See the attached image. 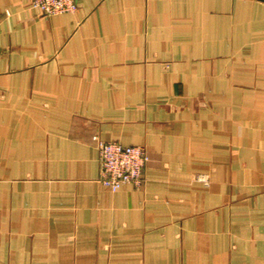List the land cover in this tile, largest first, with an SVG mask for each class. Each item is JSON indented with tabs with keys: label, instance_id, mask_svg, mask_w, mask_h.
<instances>
[{
	"label": "crops",
	"instance_id": "1",
	"mask_svg": "<svg viewBox=\"0 0 264 264\" xmlns=\"http://www.w3.org/2000/svg\"><path fill=\"white\" fill-rule=\"evenodd\" d=\"M30 1L0 0V264H264V0Z\"/></svg>",
	"mask_w": 264,
	"mask_h": 264
},
{
	"label": "built area",
	"instance_id": "2",
	"mask_svg": "<svg viewBox=\"0 0 264 264\" xmlns=\"http://www.w3.org/2000/svg\"><path fill=\"white\" fill-rule=\"evenodd\" d=\"M29 4L44 15L73 12L77 8L76 0H31ZM96 148L97 180L104 186L115 191L125 184H143V171L149 159L148 151L143 145L99 139Z\"/></svg>",
	"mask_w": 264,
	"mask_h": 264
}]
</instances>
